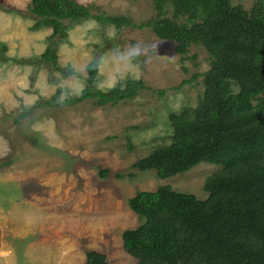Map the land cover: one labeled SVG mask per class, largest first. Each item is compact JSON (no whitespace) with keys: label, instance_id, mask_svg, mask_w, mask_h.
Returning <instances> with one entry per match:
<instances>
[{"label":"rangeland","instance_id":"rangeland-1","mask_svg":"<svg viewBox=\"0 0 264 264\" xmlns=\"http://www.w3.org/2000/svg\"><path fill=\"white\" fill-rule=\"evenodd\" d=\"M76 1L136 25L155 16L151 0ZM230 1L249 10L255 0ZM29 4L0 0V264H83L89 249L105 253L108 264H136L122 246L123 230L141 222L128 199L167 184L203 199L204 180L220 168L200 162L161 178L132 166L169 142L170 113L201 98L202 78L185 80L209 68L207 51L192 44L179 55L147 27L93 18L65 20L66 35L51 37V27L32 28ZM47 47L61 70L40 60ZM94 60L93 90L132 78L147 87L113 106L65 103L84 88Z\"/></svg>","mask_w":264,"mask_h":264},{"label":"trees","instance_id":"trees-1","mask_svg":"<svg viewBox=\"0 0 264 264\" xmlns=\"http://www.w3.org/2000/svg\"><path fill=\"white\" fill-rule=\"evenodd\" d=\"M151 1L155 16L137 25L122 14L93 13L76 0H30L28 6L36 17L32 28L51 27V37L66 35L65 20L93 18L116 28L147 27L158 38L173 41L179 55L194 44L209 56V68L185 80L202 78L201 98L193 107L170 113L169 142L153 147L132 166L154 170L161 178L200 162L220 168L204 180L203 199L168 184L136 191L127 202L141 222L123 230V249L136 264H264L263 0H255L249 10L230 0ZM40 60L61 70L50 47ZM86 69V85L65 103L94 99L98 106H113L147 87L143 79L132 78L123 86L93 90L97 60ZM83 264H108L107 256L89 249Z\"/></svg>","mask_w":264,"mask_h":264}]
</instances>
